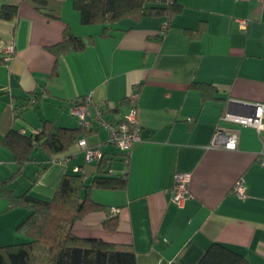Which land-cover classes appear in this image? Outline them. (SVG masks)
I'll use <instances>...</instances> for the list:
<instances>
[{
  "label": "crops",
  "instance_id": "0c3cea01",
  "mask_svg": "<svg viewBox=\"0 0 264 264\" xmlns=\"http://www.w3.org/2000/svg\"><path fill=\"white\" fill-rule=\"evenodd\" d=\"M178 2L183 9L168 27L164 17L124 19L107 35L101 24L82 23L73 0H50L47 14L22 0L17 19H0V181L17 169L14 153L2 144L12 127L27 134L45 120L77 127L81 122L72 105L89 94L91 120H96V104L104 103L109 108L102 118L118 121L137 93L142 139L130 154L127 187L95 189L93 199L106 209L76 221L73 233L131 244L137 264H196L214 242L237 249L252 264H264V165L259 162L264 129L220 120L225 112L250 115L252 104H264V0ZM67 28L94 41L56 59L47 46L61 41ZM11 41L15 53L6 63ZM194 81L215 87L205 95ZM34 92L40 100L25 105ZM218 126L238 133L236 149L212 145ZM90 129L88 144L100 145L107 155L118 153L100 121ZM36 150L42 159L34 153L25 174L8 184L17 194L30 188L50 198L66 172L80 167L88 180L95 172L78 142L59 155H69L67 163L52 162L40 173L39 164L51 157ZM125 164L118 155L113 167ZM177 172L191 174L183 206L172 199ZM239 179L244 198L231 192ZM112 207L119 208L114 228L104 225ZM27 214L0 197V244L25 241L17 225Z\"/></svg>",
  "mask_w": 264,
  "mask_h": 264
},
{
  "label": "trees",
  "instance_id": "16d2710c",
  "mask_svg": "<svg viewBox=\"0 0 264 264\" xmlns=\"http://www.w3.org/2000/svg\"><path fill=\"white\" fill-rule=\"evenodd\" d=\"M20 1L22 0L17 2L0 0V19H17ZM29 1L36 9L47 14L50 0ZM73 5L79 12L83 24L103 25L102 35H107L115 23L124 19L138 22L144 17H164L168 27L174 15L183 9V5L178 0H73ZM159 37L162 36L159 34ZM93 41V37L86 39L67 28L63 39L47 46V49L57 59L71 51H82ZM4 57L5 54L3 59ZM192 86L203 90L205 95L208 88L215 87L209 82L200 81H194ZM35 93L25 105H34L40 100L41 94ZM86 96L75 99L72 106L83 103ZM102 104L103 112H105L109 106ZM90 117V115L86 117L90 123L80 119L81 123L77 127L60 126L51 120H45L30 134L12 127L4 136L2 144L14 153L17 169L10 177L0 181V197L7 198L11 208L22 207L28 210L27 216L17 225V231L25 235L28 240L0 244V264H137V253L131 244L108 242L101 238L82 237L73 233V225L76 221L89 212L106 209L103 204L93 199L92 194L95 189L123 190L127 187L131 153H127L113 142L110 139V133L109 143L118 149V153L107 155L100 145L89 144L102 150L101 157L91 162L95 172L89 180L80 171V167L78 170L66 172L50 198L36 195L30 188L17 194L8 185L10 181L25 174L27 165L34 161L36 149H42L51 157L48 163L39 164L41 168L37 170V173H40L57 155L67 153L76 142L86 139L93 130L90 129L93 121L99 124L96 116L92 117L96 120H91ZM105 121L112 124L117 120L105 119ZM118 155L126 163L123 169L113 167ZM36 181V178L33 179V182ZM109 214L112 217L107 219L104 225L114 228L117 223L115 214L111 212ZM196 264L252 263L237 249L214 242Z\"/></svg>",
  "mask_w": 264,
  "mask_h": 264
},
{
  "label": "built area",
  "instance_id": "2783aa9c",
  "mask_svg": "<svg viewBox=\"0 0 264 264\" xmlns=\"http://www.w3.org/2000/svg\"><path fill=\"white\" fill-rule=\"evenodd\" d=\"M242 25H246V20L241 21ZM15 50V45L11 41L7 44L5 48V61L10 62L13 59ZM137 100L138 94H131L132 105L125 117L116 121L112 124L107 123L102 118L103 107L102 103L96 105V118L100 121L110 133V139L115 142L119 147L125 150L127 153H131L132 148L135 143L141 141V125L137 118ZM93 102L92 94H89L85 97L83 103L72 106V113L79 116L81 121H87L86 117L89 115V106ZM256 110L250 115L243 114H233L225 112L220 120L227 121L236 125L241 126H251L261 131L264 129V104L256 103ZM87 123H90L87 121ZM238 133L234 130H229L225 127L218 126L213 139V146H223L227 149H236L238 146ZM79 146L85 151L86 161L91 163L92 161L98 159L102 155L101 148L92 147L88 144L86 139H81L79 141ZM259 162L264 165V146L259 154ZM70 160L69 155H63L60 157H55L52 159V162L67 163ZM79 168L76 167L75 170ZM191 181V174L187 172H177L175 174V184L171 189L173 194L172 199L180 206H183L186 199L190 196L189 183ZM233 194H236L240 198L245 197L246 188L242 179H239L231 191ZM111 214H117L119 208L112 207L110 210Z\"/></svg>",
  "mask_w": 264,
  "mask_h": 264
},
{
  "label": "rangeland",
  "instance_id": "374dc122",
  "mask_svg": "<svg viewBox=\"0 0 264 264\" xmlns=\"http://www.w3.org/2000/svg\"><path fill=\"white\" fill-rule=\"evenodd\" d=\"M39 154H40V156H39ZM41 154H42L41 152H38L37 150L35 151V156L37 155L36 156V160H39V159L41 160L42 159V155ZM32 165H34V164H32ZM32 165H29V167H28V170H27L28 174H32L34 172V169H33ZM16 236H19V238H20V236H22V235H16ZM15 239L16 238H14V240ZM24 239L28 240L27 237H24ZM15 241H18V240H15Z\"/></svg>",
  "mask_w": 264,
  "mask_h": 264
},
{
  "label": "water",
  "instance_id": "95a60500",
  "mask_svg": "<svg viewBox=\"0 0 264 264\" xmlns=\"http://www.w3.org/2000/svg\"><path fill=\"white\" fill-rule=\"evenodd\" d=\"M249 105H251V104H249ZM252 105H253L254 109L256 110V107H257L256 104H252Z\"/></svg>",
  "mask_w": 264,
  "mask_h": 264
}]
</instances>
